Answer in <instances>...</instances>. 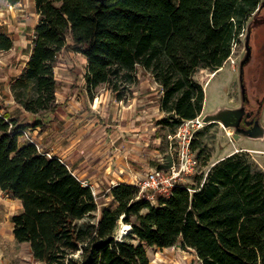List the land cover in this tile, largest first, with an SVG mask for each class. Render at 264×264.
<instances>
[{
    "label": "trees",
    "instance_id": "obj_1",
    "mask_svg": "<svg viewBox=\"0 0 264 264\" xmlns=\"http://www.w3.org/2000/svg\"><path fill=\"white\" fill-rule=\"evenodd\" d=\"M22 0H0L14 6ZM38 22L28 60L11 94L31 115L54 113L56 68L65 50L82 54L89 97L107 88L127 102L149 74L161 92L160 124L177 130L202 115L200 69L217 72L246 35L262 0H34ZM14 39L0 25V53ZM38 122L37 125H40ZM0 115V190L20 202L13 235L41 264H150L147 248L179 246L200 264H264V171L249 155L232 153L167 194L147 199L138 186L111 188L113 205L100 214L97 196L73 169L33 143ZM200 133V132H199ZM192 140L198 158L205 148ZM207 154V155H206ZM122 224L131 231L121 240Z\"/></svg>",
    "mask_w": 264,
    "mask_h": 264
},
{
    "label": "rangeland",
    "instance_id": "obj_2",
    "mask_svg": "<svg viewBox=\"0 0 264 264\" xmlns=\"http://www.w3.org/2000/svg\"><path fill=\"white\" fill-rule=\"evenodd\" d=\"M37 22L34 0H22L14 6L3 3L0 25L14 39V48L0 53V114H8L19 123L29 120L33 122L34 117L24 118V110L14 101L10 88L29 58L28 46L32 42ZM245 37L241 36L232 56L214 76L212 74L215 72L209 69H200L195 75L206 93L203 117L220 109L241 107L240 63L246 54ZM251 46L252 58L245 66L244 76L249 99L247 108L259 117L264 127V8L253 30ZM86 68L87 61L82 54L71 50L61 54L55 71L59 108L54 113L37 116L42 121L40 129L35 130L37 126L32 123L29 128L30 137L43 152L63 156L71 139L83 140L89 134L98 132L100 138H105L107 147L100 160L115 166L126 163L128 171L138 176L134 178L136 186L149 171L155 169L166 177H174L168 188L157 192L155 198L158 194H167L172 188L171 184L194 183L196 177L214 163L235 152L249 155L255 165L264 171V154L260 153L264 152V136L256 139L241 136L240 140H235V129L225 128L221 123L206 124L193 133L191 126L183 125L173 130L161 125V92L149 74L140 75V83L127 102L117 101L107 86L98 88L92 100L84 79ZM78 127L80 131L77 132L75 129ZM56 133L64 137L53 142L50 137ZM191 136L192 140H197L201 149L206 147L208 166L191 148L187 150V141ZM20 140L22 144L29 142L24 136ZM55 143L59 144L58 149L54 148ZM118 156L123 161L117 164ZM98 183L94 187L99 205L97 214H100L105 206L113 205L114 200L106 191L109 184ZM20 209L19 201L7 197L0 190V264H41L33 258L27 243H18L14 238L11 219ZM147 254L150 264H200L192 251L183 250L179 246L167 249L149 247Z\"/></svg>",
    "mask_w": 264,
    "mask_h": 264
},
{
    "label": "crops",
    "instance_id": "obj_3",
    "mask_svg": "<svg viewBox=\"0 0 264 264\" xmlns=\"http://www.w3.org/2000/svg\"><path fill=\"white\" fill-rule=\"evenodd\" d=\"M19 75V74H18ZM17 75V76H18ZM16 76V77H17ZM203 110V115H204ZM24 118H33V122L31 120L27 122H20L19 124L23 125H31L36 124L37 126L35 130L40 129L39 126L42 124V121H40L39 118H37V115H31L27 113L26 111L23 112ZM38 122H41L40 125H37ZM44 124V122H43ZM68 127V125H66ZM33 128V127H32ZM34 129V128H33ZM75 131H80L79 127L75 129ZM102 133V132H101ZM61 137H64L59 134H54L50 138H53V142L59 141ZM72 136H70L71 138ZM29 142H26V144ZM105 143V144H104ZM56 146L54 148L59 147V144L55 143ZM99 147V148H98ZM106 141L105 138L99 136L98 132H95L92 135L86 136L83 140L81 139H71L69 141V144L65 147V154L63 156H60L58 154H55L54 156L60 158L64 162H66L74 171L75 175L84 182H87L89 186L92 188L95 186L96 182L98 185H104L109 184L108 189L106 190L107 193L109 192V196L112 197L111 194V188L120 184V183H126V184H132L135 185L134 178L136 177L134 172H129V166L126 163H121L122 157L118 156V159L116 160V163L119 166H115L114 164L108 165L105 163V161L100 158L104 156L106 153ZM56 152V149H55ZM106 159V158H105ZM95 188V187H94Z\"/></svg>",
    "mask_w": 264,
    "mask_h": 264
},
{
    "label": "water",
    "instance_id": "obj_4",
    "mask_svg": "<svg viewBox=\"0 0 264 264\" xmlns=\"http://www.w3.org/2000/svg\"><path fill=\"white\" fill-rule=\"evenodd\" d=\"M264 8V1L257 8L256 12L253 14L252 21L247 26L246 37H245V48L246 54L244 59L240 63V84H241V94H242V105L239 108L231 109L224 108L220 109L213 114H208L203 117V121L205 124L212 123H221L225 128H234V139L240 140L241 136L249 137V138H260L264 136V127L261 125L260 120L258 119L255 123L254 128L246 131H241L240 125L247 114L246 107L244 104L249 101L247 96V88L244 82L245 76V66L251 61L252 58V46H251V38L253 34V30L255 26L258 24L260 13ZM128 234V231L122 232L120 236L121 240L125 235Z\"/></svg>",
    "mask_w": 264,
    "mask_h": 264
},
{
    "label": "built area",
    "instance_id": "obj_5",
    "mask_svg": "<svg viewBox=\"0 0 264 264\" xmlns=\"http://www.w3.org/2000/svg\"><path fill=\"white\" fill-rule=\"evenodd\" d=\"M183 125H186L187 127L191 126L192 129H193L192 130V133H193L196 130L204 127L206 124L204 123L203 116L201 115L198 118H196L195 120H191V121L185 122ZM188 133L191 134L190 130H188ZM23 136L26 139H28L30 143L35 144L40 151H42L40 149L39 145L30 137L29 128H25V129L22 130V137ZM191 141H192V136H191V139L189 138V140L187 141V146H186L187 150L190 149ZM45 153L49 157L52 156V154L50 152H45ZM173 178L174 177H166V176H164L161 173L160 170L155 169V170L149 171L145 175V177L143 178V180H140L139 181L138 187L140 188L141 192H146L147 199L154 200L155 194L157 192L161 191L162 189H165V187H167L170 184V182L172 181ZM84 184L85 185H89L87 182H84ZM174 185L175 184H171L172 187H174ZM92 189H93V191H94V193L96 195L95 188L93 187ZM147 193H149V194H147Z\"/></svg>",
    "mask_w": 264,
    "mask_h": 264
},
{
    "label": "flooded vegetation",
    "instance_id": "obj_6",
    "mask_svg": "<svg viewBox=\"0 0 264 264\" xmlns=\"http://www.w3.org/2000/svg\"><path fill=\"white\" fill-rule=\"evenodd\" d=\"M248 102H249V101H248ZM248 102H246V103L244 104V106L246 107V111H247V114H249V116H248V115H245V116H244V119H243V121L241 122V125H240V128H239L241 131H246V132H247L248 130L254 128L256 121L259 119V117L256 116V115L254 114V112L250 111V110L247 108V105L249 104Z\"/></svg>",
    "mask_w": 264,
    "mask_h": 264
},
{
    "label": "bare ground",
    "instance_id": "obj_7",
    "mask_svg": "<svg viewBox=\"0 0 264 264\" xmlns=\"http://www.w3.org/2000/svg\"><path fill=\"white\" fill-rule=\"evenodd\" d=\"M222 69V68H221ZM216 74V72L215 73H213L212 75L214 76ZM260 152V151H259ZM260 153H262V154H264V152H260ZM124 231H128V233L131 231V227H130V225H126V224H123L122 225V228H121V233H119V235H118V239H120V236L122 235V232H124Z\"/></svg>",
    "mask_w": 264,
    "mask_h": 264
}]
</instances>
